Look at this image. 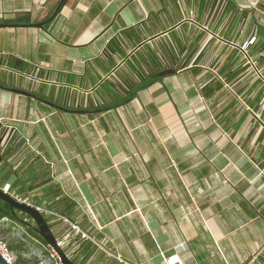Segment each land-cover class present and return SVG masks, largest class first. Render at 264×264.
I'll use <instances>...</instances> for the list:
<instances>
[{
	"label": "crops",
	"instance_id": "1",
	"mask_svg": "<svg viewBox=\"0 0 264 264\" xmlns=\"http://www.w3.org/2000/svg\"><path fill=\"white\" fill-rule=\"evenodd\" d=\"M0 24V185L48 163L85 264H264V0H0Z\"/></svg>",
	"mask_w": 264,
	"mask_h": 264
},
{
	"label": "trees",
	"instance_id": "2",
	"mask_svg": "<svg viewBox=\"0 0 264 264\" xmlns=\"http://www.w3.org/2000/svg\"><path fill=\"white\" fill-rule=\"evenodd\" d=\"M20 64L21 61L19 59H13V62L10 64V66L18 69ZM3 133L4 130L0 129V136H2ZM19 144L20 143H17L11 147L10 143V146L3 150L1 154L2 156L0 155V159H4L6 155L13 152L19 146ZM24 161H26L27 164L31 166L38 162L40 170L37 172V176L39 174V179L40 177L45 179H43V181H37L36 178H30L32 175L35 176L36 167H31L23 174V176H19L18 171H16L15 174L17 178L12 184L8 186L7 191L14 197L24 200L35 207L48 209L53 215H47L44 211L41 212L57 240L61 241L66 233L69 234L73 232L71 231V227L68 222L65 225H61L63 224L64 219H67L69 222L77 223L82 231L87 232L90 239L81 238L79 234L75 233V235H72V238L67 243L69 247H72L76 244L78 246L82 244L84 245L79 250L80 255H82L79 260L77 255L79 252L69 255L68 249H65L64 246H62L64 251L73 262L76 264H85V262L90 258V256L93 255L95 251L92 243V239L95 238V235L92 234L87 220L85 218L81 221L75 219V202L73 200H68L64 197H58L60 194L58 186L48 182V163H44V161L34 156L33 153L27 155ZM7 173H9V171ZM25 175H27V177H25ZM4 218L9 222V225H19L24 229V232L21 233L20 237L15 238L12 240V242L7 243V250L11 252L15 258L12 264H40L35 255L28 253V244L29 242L33 241H36L45 247L44 253L46 254L47 258L50 259L51 264H54V260L50 257L51 248L35 229V223L33 220L24 212L11 209L8 203L0 199V224ZM55 226H57L56 230L54 229Z\"/></svg>",
	"mask_w": 264,
	"mask_h": 264
},
{
	"label": "water",
	"instance_id": "3",
	"mask_svg": "<svg viewBox=\"0 0 264 264\" xmlns=\"http://www.w3.org/2000/svg\"><path fill=\"white\" fill-rule=\"evenodd\" d=\"M37 27H42L43 23H36ZM3 26V24H0ZM19 93L28 94L26 91L12 89ZM0 199L6 203H8L11 209H16L21 212L27 214L35 223V229L39 233V235L43 238V240L47 243V245L56 253L61 264H76L73 262L67 253L62 248L61 244L53 234L51 228L46 222L45 217L38 207L25 202L24 200H20L13 195H11L7 190L3 187H0ZM0 264H12L10 259L6 257V255L0 250Z\"/></svg>",
	"mask_w": 264,
	"mask_h": 264
},
{
	"label": "rangeland",
	"instance_id": "4",
	"mask_svg": "<svg viewBox=\"0 0 264 264\" xmlns=\"http://www.w3.org/2000/svg\"><path fill=\"white\" fill-rule=\"evenodd\" d=\"M40 211L46 212L47 215H53L49 212L48 209H42L39 208ZM56 217V216H55ZM67 222L64 221L62 225H65ZM54 229H57V226L54 227ZM24 232V229L20 227L19 225H9V222L4 218L2 219V222L0 224V250L6 255L8 259H10L11 263L14 261V255L9 252L6 248L7 243L12 242L13 239L20 237L21 233ZM66 233L61 241H63V245L65 249H68L70 252L73 250L72 247H69L67 244L69 240L72 238V235H75V233L71 232L68 234ZM66 237V238H65ZM28 247V253L31 255H35L37 259L39 260L40 264H51V261L49 258H47L46 254L44 253L45 247L37 243L36 241L29 242ZM86 264H92L91 261L87 262Z\"/></svg>",
	"mask_w": 264,
	"mask_h": 264
},
{
	"label": "built area",
	"instance_id": "5",
	"mask_svg": "<svg viewBox=\"0 0 264 264\" xmlns=\"http://www.w3.org/2000/svg\"><path fill=\"white\" fill-rule=\"evenodd\" d=\"M3 188L5 190H7L8 187L6 186ZM64 221L68 222L70 227H71V231H73L76 234H79L81 238L90 239L88 233L85 231H82L77 223L69 222L67 219H64ZM67 236H68V234H67ZM59 243L61 244V246L63 245V241H59ZM50 257L54 260V264H61L56 253L52 249L50 250ZM166 263L167 264H183L182 260L179 258V256L177 254L169 256L166 259Z\"/></svg>",
	"mask_w": 264,
	"mask_h": 264
}]
</instances>
